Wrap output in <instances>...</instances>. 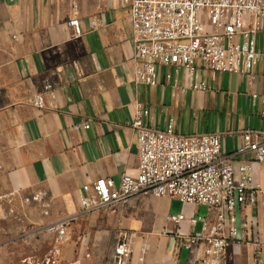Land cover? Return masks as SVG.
<instances>
[{
	"label": "crops",
	"instance_id": "1",
	"mask_svg": "<svg viewBox=\"0 0 264 264\" xmlns=\"http://www.w3.org/2000/svg\"><path fill=\"white\" fill-rule=\"evenodd\" d=\"M75 15L80 36L69 25ZM258 49L252 76L163 66L159 83L149 85L136 80L122 0H0V187L18 193L21 214L34 224L29 234L48 237L42 245L48 264H114L121 232L132 240L126 264H198L204 244L183 247L168 215H185L181 233L199 232L206 205L138 194L116 211L85 210L82 187L101 177L118 187L125 173H137L131 123L140 102L155 127L173 118L183 135L222 134L234 166L252 164L264 189V162L239 152L244 130H264V33ZM197 82L206 89L193 88ZM38 94L44 107L32 103ZM84 121L89 128H76ZM62 219H71L69 239L58 243L46 226ZM235 224L242 237L229 246L228 264H264V198L239 205Z\"/></svg>",
	"mask_w": 264,
	"mask_h": 264
},
{
	"label": "built area",
	"instance_id": "2",
	"mask_svg": "<svg viewBox=\"0 0 264 264\" xmlns=\"http://www.w3.org/2000/svg\"><path fill=\"white\" fill-rule=\"evenodd\" d=\"M122 1L132 23L138 82L157 85L159 69L163 66L187 67L192 72L205 66L214 72L253 75L261 54L258 39L264 33V0ZM72 7L74 12L78 11L76 1ZM98 21L94 20L92 26L96 27ZM69 25L75 36L82 35L76 15ZM192 87L206 89L204 82L194 83ZM32 103L44 107L45 98L35 95ZM149 116L150 109L137 102L131 123L138 135L137 173H125L118 187L112 179L103 177L84 184L82 207L116 211L138 194L206 205L208 213L202 218L201 231L181 233L180 223L185 215L180 213L168 215V221L175 225L170 232L189 250L204 244L198 264H228L229 246L242 237L235 224L237 207L255 204L259 196L264 198V189L254 181L252 164L241 163L236 168L223 149L220 133L183 135L176 132L173 118L160 128L150 124ZM89 127L86 121L76 125V128ZM246 151H251L256 161L264 162V130L243 131L239 152ZM70 220L50 223L46 230L55 234L58 243H64L69 239ZM131 253L132 240L127 232H121L114 264H126Z\"/></svg>",
	"mask_w": 264,
	"mask_h": 264
},
{
	"label": "rangeland",
	"instance_id": "3",
	"mask_svg": "<svg viewBox=\"0 0 264 264\" xmlns=\"http://www.w3.org/2000/svg\"><path fill=\"white\" fill-rule=\"evenodd\" d=\"M7 190L0 187V264H48L42 254L48 237L36 240L29 234L34 224L21 214L25 205L18 203V193Z\"/></svg>",
	"mask_w": 264,
	"mask_h": 264
}]
</instances>
